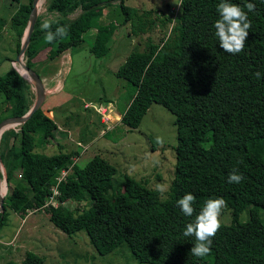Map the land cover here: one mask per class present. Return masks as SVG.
Listing matches in <instances>:
<instances>
[{
	"label": "trees",
	"instance_id": "trees-1",
	"mask_svg": "<svg viewBox=\"0 0 264 264\" xmlns=\"http://www.w3.org/2000/svg\"><path fill=\"white\" fill-rule=\"evenodd\" d=\"M114 2L125 15L129 35L151 30L158 20V16L150 17L151 9L139 11L125 5L124 0H46L47 12L57 15L47 19L52 22L51 30L65 26L68 35L47 43L41 30L44 20L37 16L24 52L25 64L43 78L37 63L54 62L65 51L80 46L84 34L92 28L96 31L95 51L105 54L115 24L97 21L106 6ZM227 2L240 6L251 22L240 53L223 51L215 36L221 0H180L177 15L160 19L170 26L169 31L157 42L148 38L144 48L130 51L114 71L129 87L122 98L126 106L119 111L121 124L128 129L137 127L152 104L163 106L175 116V165L165 198H160L158 189L148 186L147 177L139 180L126 176L113 186V165L109 163L106 174L99 176L86 169L87 163L80 166L75 160L78 151H64L60 143L55 153L35 151L67 135L41 107L0 136V159L7 182L0 227L7 209L22 216L36 209L43 210L53 226L69 236L85 231L101 255L124 243L142 264H264V217L260 214V209L264 210V0ZM249 2L255 4V12H248L245 4ZM31 7L32 0H27L11 17L12 25L18 28L17 52ZM78 8L81 13L70 18ZM3 26L0 21V31ZM38 36L39 45L34 40ZM42 50L43 59L39 57ZM257 72L261 73L259 79L255 78ZM31 86L13 65L0 74L1 103L7 104L0 111V121L28 112L34 100ZM64 125L70 127V119ZM114 130H107L105 135L110 136ZM88 141L82 134L79 142ZM16 169H20L19 179ZM63 169L69 172L58 184L55 198L59 204L45 205ZM233 169L244 176L239 184L228 182ZM188 193L196 198L192 217L185 216L177 205ZM210 198L224 199L231 222L220 223L210 253L197 258L190 253L194 237H185L183 232ZM70 200L88 204L72 208ZM246 208L248 219L241 222L239 215ZM4 264L46 263L44 257L26 250L19 263L8 260Z\"/></svg>",
	"mask_w": 264,
	"mask_h": 264
},
{
	"label": "rangeland",
	"instance_id": "rangeland-1",
	"mask_svg": "<svg viewBox=\"0 0 264 264\" xmlns=\"http://www.w3.org/2000/svg\"><path fill=\"white\" fill-rule=\"evenodd\" d=\"M24 2L27 0L19 2L0 0V21L4 24L0 31V74L16 64L14 61L18 54L16 50L18 28L12 25L11 17L18 6ZM45 3L46 0L38 1L37 16H40L42 20L56 18L55 13L47 12ZM179 3L180 0H124L125 5L137 8L139 11L151 9L150 17L158 16L151 30L138 35L128 34L129 27L128 23L124 22V13L117 2L110 3L104 9L103 16L97 21V24H115L114 34L108 41L109 49L105 54L95 51L96 31L92 28L84 34V42L80 46L65 51L54 62H42L43 67L51 72L46 76L45 84L55 87V91L70 94L67 101L60 102V109H58L59 112H67V115L63 116L64 121L70 119L71 125L65 126L60 120L61 115L56 111V106L49 105L51 107L50 110L47 109L49 115L61 129L67 131V135L58 136L57 141L36 147L35 151L55 153L60 150L58 146L60 143L64 151L71 149L78 151L80 155L75 157V160L80 166H85L87 163L86 169L94 170L99 176L106 174L109 163L113 165L116 168L113 186L122 182L126 176L136 179L147 177L148 186L158 189L161 193L160 198H165L175 165L174 148L177 144L175 116L163 106L152 104L137 127L128 129L121 124L119 111L121 112L126 106L127 101L122 98L128 93L129 87L124 79L114 75V71L124 62L130 51L144 48L148 38L157 42L169 31L170 26L167 23L162 24L160 19L177 15ZM80 13L81 10L78 8L69 17L74 18ZM23 37L24 32L21 41ZM34 40L39 45L41 38L38 36ZM44 53L45 51L42 50L39 57H43ZM22 60L25 62L24 55ZM19 64L22 66V62ZM26 78L33 86L29 76ZM32 90L34 93V87ZM1 100L0 94V111H4L7 104L1 103ZM106 100L113 103L108 104L110 110L107 109L104 115H102L104 110L100 109L95 113L94 108L84 104L89 102L99 107L97 103ZM116 100L120 104L119 110L116 109L114 102ZM70 115H72L71 118ZM106 122L109 123V131L119 126L110 136L105 135L107 125L104 123ZM88 131L92 134L89 135ZM82 134H85L89 140L85 144L79 142ZM158 137L162 143H157ZM15 177L20 178V169L15 170ZM2 181L1 184L4 185ZM160 188L164 190L161 191ZM68 204L72 208H83L88 203L70 200ZM260 214L263 218V209H260ZM48 217L43 210L34 211L24 217L7 209L3 216L4 222L0 227V264L8 260L19 263L26 250L44 257L46 264H142L124 243L112 252L101 255L90 244L85 231L80 230L69 236L53 226ZM247 219L248 209L246 208L240 213L239 221L243 222ZM230 222V209L224 207L219 216V223L229 224ZM13 242L17 246H14ZM18 242L23 243V246Z\"/></svg>",
	"mask_w": 264,
	"mask_h": 264
},
{
	"label": "clouds",
	"instance_id": "clouds-1",
	"mask_svg": "<svg viewBox=\"0 0 264 264\" xmlns=\"http://www.w3.org/2000/svg\"><path fill=\"white\" fill-rule=\"evenodd\" d=\"M245 7L248 12H255V4L249 2L245 4ZM217 12L220 19L215 22L214 28L219 46L227 53L233 55L240 53L244 49L246 38L249 35L248 30L251 28L248 14L240 6L228 3L227 0H221L217 6ZM51 23L45 19L41 25V30L45 32L44 40L49 44L57 38H64L68 35V28L65 26H59L53 32ZM260 77L261 73H255V78L259 79ZM157 143H162L159 137ZM243 179V174L239 173L237 169H233L229 174L228 182L239 184ZM160 190L163 191L164 189L160 188ZM195 199L192 193H188L177 201V205L185 216H193ZM224 207H226V202L223 198H210L205 202L199 214L195 215L192 222L185 226L183 235L195 239L190 251L194 257L203 258L210 253L213 238L220 227L219 216Z\"/></svg>",
	"mask_w": 264,
	"mask_h": 264
},
{
	"label": "water",
	"instance_id": "water-1",
	"mask_svg": "<svg viewBox=\"0 0 264 264\" xmlns=\"http://www.w3.org/2000/svg\"><path fill=\"white\" fill-rule=\"evenodd\" d=\"M38 1L39 0H32V7H31L30 15H29V20H28L27 26H26L25 31H24V37L21 41V46H20L19 52H18V54L15 58V61H14L16 63L22 62L23 68L28 73V76L31 79V81L33 83V87H34V100H33V103L31 105V108L28 110V112L26 114H24L22 116L6 117L0 121V136L6 129H9V128H12V127H15L17 125L24 123L36 110H38L39 108L42 107V104L44 103V101L46 99V90H45L42 78L38 75L37 72H35L33 69L29 68L25 64V62H23V60H22L24 52L26 50V47L29 44L31 34L33 32V29H34V24H35V21L37 18L36 6H37ZM14 68L27 80L26 76H24L17 69V67L14 66ZM2 179H4L5 183H7L6 178H5V174H4V168H3V165H2L1 159H0V181ZM5 193L6 192L2 193L0 190V212H3V210H4L3 198H4Z\"/></svg>",
	"mask_w": 264,
	"mask_h": 264
},
{
	"label": "crops",
	"instance_id": "crops-1",
	"mask_svg": "<svg viewBox=\"0 0 264 264\" xmlns=\"http://www.w3.org/2000/svg\"><path fill=\"white\" fill-rule=\"evenodd\" d=\"M71 18V17H70ZM44 57V56H43ZM43 57H41L43 59ZM41 59V60H42ZM44 65L39 64L37 63L36 65V68L38 69V71L41 72V74L43 75V83H44V87H45V90H46V99L43 103V109H44V112L47 113V109L50 110V106L49 105H55L56 106V111H58V113L61 115V118L60 120L63 122V124H65V119L63 116L67 115V112H59V104L60 102H65L66 99H69V96L70 94L64 92V91H55V87H49L48 85L45 84V78L46 76L48 75V72H50L49 70H46V68L43 67ZM43 72V73H42ZM46 75V76H45ZM33 87V86H32ZM67 101V100H66ZM42 109V110H43ZM51 118V117H50ZM54 120V119H53ZM7 187V186H6ZM18 214V213H17ZM28 216V215H27ZM26 214L24 215V217H27ZM37 219V217H35ZM31 220V219H30ZM30 220H29V223H30ZM29 229V228H28ZM25 230V229H24ZM15 237V236H14ZM17 238L18 236L16 237V241H17ZM14 239V238H12ZM14 243V242H13ZM19 245L23 246L22 244L23 243H19ZM14 246H17L15 245L14 243Z\"/></svg>",
	"mask_w": 264,
	"mask_h": 264
},
{
	"label": "built area",
	"instance_id": "built-area-1",
	"mask_svg": "<svg viewBox=\"0 0 264 264\" xmlns=\"http://www.w3.org/2000/svg\"><path fill=\"white\" fill-rule=\"evenodd\" d=\"M15 67H16V65H14ZM100 106L99 107H96L95 105H93V104H91V103H88V102H86L85 103V106H87V107H90V108H94L95 110V112L97 113L100 109H102V110H104L103 112H102V115H104V112L107 110V109H109L108 108V105H103V104H99ZM110 110V109H109ZM110 115V114H109ZM110 117H111V115H110ZM104 120V119H103ZM106 120L108 121L109 120V116L108 117H106ZM104 124H106L107 125V127H106V130H108L109 129V123L108 122H106V123H104ZM59 126V125H58ZM60 127V126H59ZM69 172V169H63V170H61V173H60V175L57 177V181H58V183H57V185L56 186H54L53 188H52V195L49 197V199L46 201V203H45V205H47V204H51V205H54V206H57L58 204H59V202L57 201V199L55 198V196L59 193V190H58V184H59V182H61L63 179H64V177H65V175L67 174ZM61 204H65L64 202H60ZM34 211H37L36 209H31V210H27V212H26V216L27 215H29V214H31V213H33Z\"/></svg>",
	"mask_w": 264,
	"mask_h": 264
},
{
	"label": "bare ground",
	"instance_id": "bare-ground-1",
	"mask_svg": "<svg viewBox=\"0 0 264 264\" xmlns=\"http://www.w3.org/2000/svg\"><path fill=\"white\" fill-rule=\"evenodd\" d=\"M16 65V67H17V69L24 75V76H28V73L25 71V69L23 68V66H20V64L19 63H16L15 64ZM2 180H4V179H2ZM1 180V181H2ZM1 181H0V190H1V192L2 193H4L5 192V185H6V183H5V180L4 181H2L3 183H4V185H2L1 184Z\"/></svg>",
	"mask_w": 264,
	"mask_h": 264
}]
</instances>
